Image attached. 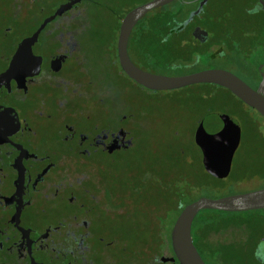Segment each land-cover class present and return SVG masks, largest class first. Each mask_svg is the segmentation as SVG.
<instances>
[{
    "label": "flooded vegetation",
    "instance_id": "af4514ba",
    "mask_svg": "<svg viewBox=\"0 0 264 264\" xmlns=\"http://www.w3.org/2000/svg\"><path fill=\"white\" fill-rule=\"evenodd\" d=\"M52 1L0 0V264H164L163 240L158 256L125 262L128 251L102 213L105 158L136 140L115 94L123 72L118 36L114 43L124 16L104 44L102 32L90 31L87 1L61 0L26 32ZM208 1L177 0L183 13L173 29L195 50L186 66L201 63L205 51L213 62L201 71H228L256 90L264 75V0ZM261 220L249 244L253 264H264Z\"/></svg>",
    "mask_w": 264,
    "mask_h": 264
},
{
    "label": "rangeland",
    "instance_id": "374dc122",
    "mask_svg": "<svg viewBox=\"0 0 264 264\" xmlns=\"http://www.w3.org/2000/svg\"><path fill=\"white\" fill-rule=\"evenodd\" d=\"M60 1L53 0L50 5L43 4L41 6L42 10H44L43 13L36 20L34 19L32 25L26 28V32H30L36 28L44 17L50 15L55 10L56 5ZM84 1H87V7L90 9L86 10L90 31L95 32L98 30L100 33L102 32L101 39L104 44H107V41L112 39V31L117 29L119 19L125 16L126 11L144 5L152 0ZM181 6L179 2L174 1L163 7L151 10L140 20L134 32L148 26L151 20L161 18L160 16L166 12L170 13L173 10H180ZM207 6L226 7L228 6V1L209 0ZM262 25L260 26V30L262 31L261 41L264 40V26ZM117 36L118 32H116L115 36L114 49ZM186 49H188L187 46ZM178 54L169 55L168 53L164 61L172 62L178 58ZM179 65L172 68H159L157 70L149 68L147 70L154 74L174 77L195 73L207 67L202 63H196L191 66H186L185 63ZM230 69L232 68L229 67ZM121 75L117 72L116 77L114 76L117 107L122 116H132V121H129L128 125L133 126L134 130L132 134L137 138L139 136L142 143V147L137 149L135 154L127 158V163H133L138 167V163H140L138 159H142V161L149 162L154 166L155 160L157 162L162 160V162H166L169 166L176 164L175 161L179 157H182L181 159L186 158L187 160L194 157L198 159L194 143L196 128L203 118L209 115L220 114L231 117L239 123L241 140L233 156L229 175L224 179H219L222 180L221 187L216 189L209 188V190L203 193L202 197L216 199L264 189V147L262 148L261 144L257 141V137L251 128L245 125L246 114L248 113L251 118L257 121L258 131L264 135V118L256 111L237 101L225 89H219L211 85H194L173 91L152 92L136 85L124 74ZM213 122L218 125L217 119H214ZM214 124L213 126L210 125L211 132L215 129ZM163 165L166 167V164ZM220 165H222L221 161H213L211 168L212 170L220 171L222 169ZM161 166L162 164L159 163V167ZM149 179L152 180L150 183L155 188L158 185L156 182L158 179L155 180L150 173ZM117 180H119L117 182L119 186L120 184L130 183L123 176ZM144 207L146 210L148 205ZM147 209L150 210L151 207L149 206ZM263 215L264 210H259L245 213L219 214V219L228 224L230 230L227 237L232 240L235 246L244 245L246 242L249 246L252 239L261 230ZM135 216L133 218L138 219V212ZM200 216L205 218L214 217L211 213L207 214L206 212L200 213ZM145 220L149 223L151 222L148 216H146ZM167 225L166 220L161 223L162 231L160 234L163 239V246L160 260L164 264H173L172 259L174 256L169 243L171 230H167ZM144 231L146 232V229ZM210 239L216 243L218 236L211 235ZM240 250L242 248L238 249V251ZM242 257H238V262L241 264H253L246 257ZM204 261L208 264L207 260Z\"/></svg>",
    "mask_w": 264,
    "mask_h": 264
},
{
    "label": "trees",
    "instance_id": "16d2710c",
    "mask_svg": "<svg viewBox=\"0 0 264 264\" xmlns=\"http://www.w3.org/2000/svg\"><path fill=\"white\" fill-rule=\"evenodd\" d=\"M182 13V10L166 12L160 16L161 18L151 20L148 26L130 36L127 50L134 65L148 71L149 68L155 70L172 68L180 66L181 63L186 65L191 62L195 53L194 46L188 45L187 38L173 29L180 21ZM220 33L226 35L225 30ZM183 41L189 46L187 50L181 46ZM168 53L169 55L179 53V56L172 62L164 61ZM184 55H188L187 60L184 59ZM198 58L201 63L213 62L205 51ZM246 115L245 125L251 128L263 148L264 135L258 131L257 121L248 113ZM127 120L126 122L129 123L130 118L128 117ZM134 143L130 149L105 158L103 174L105 180L102 185V213L105 214L106 223L111 226V236L116 237L128 251L122 256L123 260L126 259L125 262H140L145 257L150 259L158 256L163 240L160 234L161 223L166 220L167 230L170 231L178 214L186 205L201 198L209 188L216 189L222 185V180L213 178L205 172L201 163V153L196 145L198 159L194 157L187 160L179 157L175 161L176 164L169 166L162 160L160 162L155 160L153 166L138 159L140 163L136 167L133 163H127V158L142 147L139 136ZM159 163L162 164L161 167ZM163 164H166V167ZM149 173L155 180L158 179L155 188L150 183L152 180L149 179ZM121 176L127 178L130 183L119 186L117 179ZM146 205L151 209L148 210L147 207L146 211L144 207ZM137 212L139 217L134 219ZM203 212L211 213L214 217H199ZM200 213L192 223L191 237L203 261L207 260L208 264H241L238 262V257L243 256L248 259L251 245L248 246L246 242L244 245L235 246L227 237L230 230L228 224L219 219V214L230 213L216 211ZM146 216L149 217L150 223L145 220ZM211 235L218 236L216 243L211 241ZM240 248L242 250L238 251Z\"/></svg>",
    "mask_w": 264,
    "mask_h": 264
},
{
    "label": "water",
    "instance_id": "95a60500",
    "mask_svg": "<svg viewBox=\"0 0 264 264\" xmlns=\"http://www.w3.org/2000/svg\"><path fill=\"white\" fill-rule=\"evenodd\" d=\"M174 1L177 0H152L132 9L124 16L117 39L118 64L123 74L138 86L152 92L173 91L194 85H213L227 90L245 106L264 118V75L257 89L253 90L234 74L222 69H208L169 77L143 71L132 63L127 51L132 29L148 12ZM75 2L77 0L73 3ZM70 6L71 4L59 7L52 18L61 15ZM262 6L264 7V3ZM46 22L31 38L27 39L29 43L36 40ZM214 119H217L218 125L214 124ZM211 123L215 127L212 132ZM240 140L241 128L235 119L220 114L203 118L196 128L194 143L201 153V163L205 172L216 179L226 178L230 173L231 162ZM119 148L120 146H117L116 149ZM217 160L222 163L220 171L211 168L212 162ZM259 210H264V189L216 199L201 197L186 205L175 219L169 236L171 251L177 264H205L191 237L192 223L198 213L202 211L245 213ZM172 261L174 263L173 259Z\"/></svg>",
    "mask_w": 264,
    "mask_h": 264
}]
</instances>
